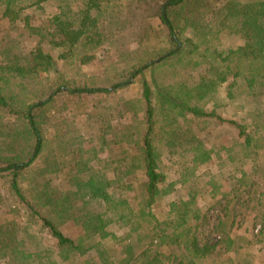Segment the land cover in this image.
I'll return each mask as SVG.
<instances>
[{"label":"trees","instance_id":"obj_1","mask_svg":"<svg viewBox=\"0 0 264 264\" xmlns=\"http://www.w3.org/2000/svg\"><path fill=\"white\" fill-rule=\"evenodd\" d=\"M112 1L0 0L1 19L21 25L32 40L24 55L7 48L0 59V182L27 214L24 223L0 218V264H203L219 252L236 257L229 264H256L259 253L264 264V0H127L151 10L142 27L166 49L108 85L65 77L61 65L91 63L108 42ZM232 38L239 43L223 45ZM165 65L170 75H158ZM40 70L55 76L36 98L16 100L11 87ZM137 79L140 98L124 100L116 113L95 110L108 122L131 117L109 125L111 142L122 148L108 176L91 166L86 135L57 106L113 94ZM216 128L233 134L229 174L224 170L231 188L203 212V193H216L221 183L205 190L184 182L187 198L167 200L169 211L158 218L155 206L177 185L161 162L159 141L175 143L185 134L193 168L221 163V150L206 145L205 133ZM53 140L58 144L49 150ZM135 191L136 204L125 194Z\"/></svg>","mask_w":264,"mask_h":264},{"label":"rangeland","instance_id":"obj_2","mask_svg":"<svg viewBox=\"0 0 264 264\" xmlns=\"http://www.w3.org/2000/svg\"><path fill=\"white\" fill-rule=\"evenodd\" d=\"M127 0H114L109 5V16L108 27L111 28V33L108 42L100 49L95 51V59L88 64H81L79 62H67L61 65V69L65 77L74 79L78 83H97V84H110L114 79L120 78L123 74L124 69H128L131 64L140 61L142 58L155 56L159 52L166 48L161 45L160 38L155 34L148 33L147 30L142 27V22L149 19V15L152 13L151 10L135 9L132 6L126 5ZM45 17L43 16V19ZM159 20L153 21V27L159 28ZM114 33V34H113ZM189 35V33H188ZM111 38V39H110ZM31 38L28 36L25 30L22 29L21 25H13L7 22L5 19H1L0 16V59L4 58L7 53V48L14 50L15 55H24L27 53L29 46H31ZM223 45H230L232 43L238 44L239 41L235 39H222ZM10 49V50H11ZM171 68L168 65L160 67L157 70L158 75L167 76L170 75ZM151 74V72H147ZM48 75L54 77L53 71L45 72L40 70V73L34 80L28 83L21 84L17 82L12 89L13 97L18 101H31L36 98V94L39 90L45 88ZM141 90L138 79L132 85L122 88L113 94L90 95L88 97L74 98L76 104L67 102L60 103L57 108L62 113L68 123L79 129L82 134H85L86 147L92 148L94 159L91 161V166L94 168L101 169L106 175L111 176L113 169L117 166L115 161L119 159L121 152V146L114 145L110 140L109 125L112 123L117 125L123 122H129L131 117L126 114L124 117L117 116L111 121H106L104 118L95 113L96 109H106L108 113L117 112L119 105L124 100H135L140 98ZM68 103V104H67ZM113 106V107H112ZM108 108V109H107ZM223 115L228 116V111L223 112ZM64 120V118L62 119ZM206 125V123H204ZM51 128V127H50ZM85 128V129H84ZM52 130V129H50ZM213 130V129H212ZM207 147L213 146L215 150H221L224 161L219 163L218 161H211L210 164L199 165L192 167L191 158L193 153L187 151L188 138L185 134L177 136L176 142L168 143L166 140L159 141V153L161 156V162L168 172L169 179L177 182L176 190L165 196L164 201L159 202L154 212L158 218H163L164 213H168L169 208L166 204L167 200L175 199L183 201L187 198V187L184 182L194 187L206 188L208 190L211 187L208 185L212 184V181L221 183L216 193H203V199H200L199 206L205 212V206H210L213 202H217L221 198V194L226 192L224 189L231 188L232 182L228 177H225L227 170H230V159L227 153L234 152L233 146H231L233 134L231 130L226 128L214 129L209 133H205ZM201 137H204L202 134ZM205 138V137H204ZM58 143L55 140L50 144L49 150L55 149V145ZM223 144L227 146L225 149L222 148ZM116 146L115 149H113ZM60 148V147H57ZM228 148H232L230 151ZM236 150V149H235ZM92 155V156H93ZM262 166H264V156L260 159ZM196 168L195 172H192ZM248 168V167H247ZM224 170L227 174L224 173ZM141 174V172L139 173ZM48 179L54 185H61V180L57 174L48 175ZM138 186L136 185V188ZM24 188L29 191L30 184L25 181ZM131 201L136 204L137 195L135 192L125 193ZM216 210V209H215ZM211 210L209 212L210 218H216V211ZM26 209L23 205L17 204L16 201L10 196L6 183L0 182V218L2 220L18 222L23 221L26 218ZM113 243L105 241V245L108 247ZM117 246V245H115ZM254 253L257 252L253 248ZM260 254L256 256L254 261L258 264L260 260ZM232 253L225 254L219 252L213 254L210 258L205 259L203 264H229L228 259H235ZM259 258V259H258ZM258 259V260H257ZM1 262V261H0ZM165 264H170V261H166Z\"/></svg>","mask_w":264,"mask_h":264}]
</instances>
